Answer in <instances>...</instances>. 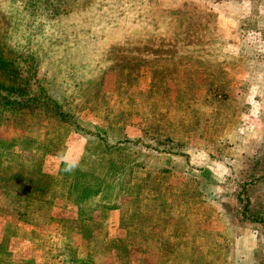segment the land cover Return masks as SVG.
<instances>
[{"label": "rangeland", "instance_id": "rangeland-1", "mask_svg": "<svg viewBox=\"0 0 264 264\" xmlns=\"http://www.w3.org/2000/svg\"><path fill=\"white\" fill-rule=\"evenodd\" d=\"M244 232L264 264V0H0V264H237Z\"/></svg>", "mask_w": 264, "mask_h": 264}, {"label": "crops", "instance_id": "crops-1", "mask_svg": "<svg viewBox=\"0 0 264 264\" xmlns=\"http://www.w3.org/2000/svg\"><path fill=\"white\" fill-rule=\"evenodd\" d=\"M235 242L237 264H250V254H254L255 249V234L244 232L236 237Z\"/></svg>", "mask_w": 264, "mask_h": 264}, {"label": "trees", "instance_id": "trees-1", "mask_svg": "<svg viewBox=\"0 0 264 264\" xmlns=\"http://www.w3.org/2000/svg\"><path fill=\"white\" fill-rule=\"evenodd\" d=\"M5 102H7L6 106H15V108L19 107L20 109L24 107L23 103L26 102L25 98L23 99H17L14 101H7L5 100ZM248 203H245L243 208L244 210H246Z\"/></svg>", "mask_w": 264, "mask_h": 264}]
</instances>
